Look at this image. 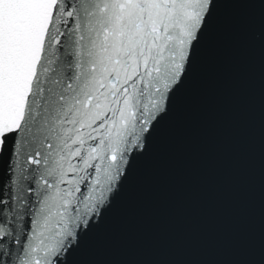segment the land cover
Listing matches in <instances>:
<instances>
[{
	"label": "snow or ice",
	"instance_id": "obj_1",
	"mask_svg": "<svg viewBox=\"0 0 264 264\" xmlns=\"http://www.w3.org/2000/svg\"><path fill=\"white\" fill-rule=\"evenodd\" d=\"M0 264H264V0H0Z\"/></svg>",
	"mask_w": 264,
	"mask_h": 264
}]
</instances>
